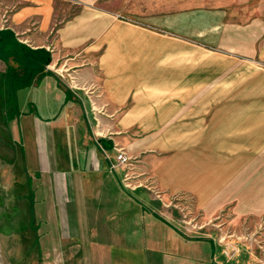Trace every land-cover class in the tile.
Masks as SVG:
<instances>
[{
    "label": "crops",
    "instance_id": "obj_1",
    "mask_svg": "<svg viewBox=\"0 0 264 264\" xmlns=\"http://www.w3.org/2000/svg\"><path fill=\"white\" fill-rule=\"evenodd\" d=\"M19 18L0 26V264H264L243 248L226 263L214 230L185 234L147 187L122 185L119 149L166 197L193 195L205 221L232 196L205 154L177 147L161 95L191 87L173 65L158 74L175 58L158 23L91 6L58 24Z\"/></svg>",
    "mask_w": 264,
    "mask_h": 264
},
{
    "label": "rangeland",
    "instance_id": "obj_2",
    "mask_svg": "<svg viewBox=\"0 0 264 264\" xmlns=\"http://www.w3.org/2000/svg\"><path fill=\"white\" fill-rule=\"evenodd\" d=\"M81 6L123 21H156L159 36L173 41L174 61L159 62L158 74H172L165 67L173 65L176 79L191 87L190 93L161 95L177 109L172 117L177 147L182 144L191 156L205 154L208 174L222 180L229 193L231 188L232 196L205 221L193 195L166 197L150 180L140 179L133 165L132 185L121 180L123 187H147L185 234L214 230L229 253L222 251L226 263L241 248L264 260V208L257 201L264 165V0H0V26L13 24L15 17L20 26L39 22L47 12L58 24ZM254 192L255 198L247 194Z\"/></svg>",
    "mask_w": 264,
    "mask_h": 264
},
{
    "label": "built area",
    "instance_id": "obj_3",
    "mask_svg": "<svg viewBox=\"0 0 264 264\" xmlns=\"http://www.w3.org/2000/svg\"><path fill=\"white\" fill-rule=\"evenodd\" d=\"M132 160L133 159L130 156H128L123 150L119 149L116 155V162H117V165L122 166L125 169L121 180L127 186L132 185L130 181L132 177H131V173L129 172L131 166L133 165ZM223 252H225L226 254H229L225 250Z\"/></svg>",
    "mask_w": 264,
    "mask_h": 264
}]
</instances>
